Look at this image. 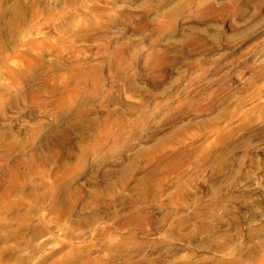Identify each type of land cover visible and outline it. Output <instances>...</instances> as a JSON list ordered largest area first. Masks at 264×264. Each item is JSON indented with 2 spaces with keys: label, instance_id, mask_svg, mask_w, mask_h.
Wrapping results in <instances>:
<instances>
[{
  "label": "rangeland",
  "instance_id": "rangeland-1",
  "mask_svg": "<svg viewBox=\"0 0 264 264\" xmlns=\"http://www.w3.org/2000/svg\"><path fill=\"white\" fill-rule=\"evenodd\" d=\"M0 264H264V0H0Z\"/></svg>",
  "mask_w": 264,
  "mask_h": 264
}]
</instances>
